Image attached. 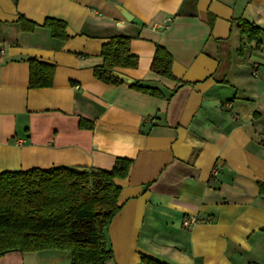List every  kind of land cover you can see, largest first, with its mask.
I'll return each instance as SVG.
<instances>
[{
  "label": "crops",
  "instance_id": "0c3cea01",
  "mask_svg": "<svg viewBox=\"0 0 264 264\" xmlns=\"http://www.w3.org/2000/svg\"><path fill=\"white\" fill-rule=\"evenodd\" d=\"M19 15L62 20L69 39L41 27L26 33ZM234 20L263 31L246 62ZM127 36L139 65L115 72L132 83L101 82L102 47ZM158 46L172 55L177 81L152 72ZM32 59L56 67L51 88H30ZM263 138L264 0H0V174L111 171L118 158L132 160L117 181L107 264H264ZM192 217L198 223L185 227ZM71 256L14 251L0 264H72Z\"/></svg>",
  "mask_w": 264,
  "mask_h": 264
},
{
  "label": "trees",
  "instance_id": "16d2710c",
  "mask_svg": "<svg viewBox=\"0 0 264 264\" xmlns=\"http://www.w3.org/2000/svg\"><path fill=\"white\" fill-rule=\"evenodd\" d=\"M19 24L26 33L37 28L51 31L54 38L69 39L68 25L62 20L47 18L39 25L19 15ZM242 41L238 56L247 60L252 43L258 47L262 29L255 24L234 20ZM131 39L112 38L102 48L103 64L94 70L95 77L105 84H122L113 73L116 69H136L139 57L131 53ZM158 46L152 72L177 81L172 72L174 59ZM30 88H51L56 67L29 60ZM183 86L180 84L179 87ZM133 88L152 97L164 98V91L155 86L134 84ZM175 93V92H174ZM173 93V94H174ZM172 94V95H173ZM83 129L94 124L81 122ZM133 161L118 158L111 171L84 167H56L48 170L34 168L0 174V258L7 253H35L60 250L71 253L72 264H107L114 260V252L107 241V228L121 211L118 205L122 188L118 180L129 176ZM264 195V183H259ZM143 264H161L143 258Z\"/></svg>",
  "mask_w": 264,
  "mask_h": 264
},
{
  "label": "built area",
  "instance_id": "2783aa9c",
  "mask_svg": "<svg viewBox=\"0 0 264 264\" xmlns=\"http://www.w3.org/2000/svg\"><path fill=\"white\" fill-rule=\"evenodd\" d=\"M228 107H231V106L229 105ZM263 139H264V138H263ZM220 167H222V164H221V162H218V163L215 165V167H214V169H213V172H212V175H213L214 177H216V176L219 175L220 170H221ZM197 223H198V219L192 217V218L186 219V220L184 221V224H183V225H184L185 227H187V228H190V227H192L193 225H195V224H197Z\"/></svg>",
  "mask_w": 264,
  "mask_h": 264
},
{
  "label": "water",
  "instance_id": "95a60500",
  "mask_svg": "<svg viewBox=\"0 0 264 264\" xmlns=\"http://www.w3.org/2000/svg\"><path fill=\"white\" fill-rule=\"evenodd\" d=\"M123 15L125 16V18H126L127 20H130V16H129L128 14L126 15V13H125V14H123ZM113 75H114L116 78L122 80L123 82L132 83V80H130V79L124 77V76H121V75L118 74L117 72H114Z\"/></svg>",
  "mask_w": 264,
  "mask_h": 264
}]
</instances>
